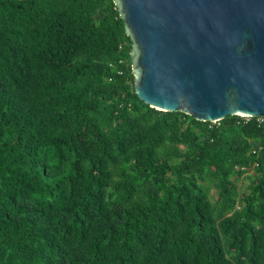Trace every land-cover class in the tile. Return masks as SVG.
I'll list each match as a JSON object with an SVG mask.
<instances>
[{"label": "trees", "instance_id": "obj_1", "mask_svg": "<svg viewBox=\"0 0 264 264\" xmlns=\"http://www.w3.org/2000/svg\"><path fill=\"white\" fill-rule=\"evenodd\" d=\"M129 47L112 0H0V264H264L259 116L149 107Z\"/></svg>", "mask_w": 264, "mask_h": 264}, {"label": "water", "instance_id": "obj_2", "mask_svg": "<svg viewBox=\"0 0 264 264\" xmlns=\"http://www.w3.org/2000/svg\"><path fill=\"white\" fill-rule=\"evenodd\" d=\"M143 103L214 123L264 116V0H112Z\"/></svg>", "mask_w": 264, "mask_h": 264}, {"label": "built area", "instance_id": "obj_3", "mask_svg": "<svg viewBox=\"0 0 264 264\" xmlns=\"http://www.w3.org/2000/svg\"><path fill=\"white\" fill-rule=\"evenodd\" d=\"M240 117L248 118V116H240ZM257 122L264 129V116L263 117L262 116H259V118H257Z\"/></svg>", "mask_w": 264, "mask_h": 264}, {"label": "rangeland", "instance_id": "obj_4", "mask_svg": "<svg viewBox=\"0 0 264 264\" xmlns=\"http://www.w3.org/2000/svg\"><path fill=\"white\" fill-rule=\"evenodd\" d=\"M243 184H245V181H240V180H239V181L236 182V185H237V186H240V187H241V185H243Z\"/></svg>", "mask_w": 264, "mask_h": 264}]
</instances>
